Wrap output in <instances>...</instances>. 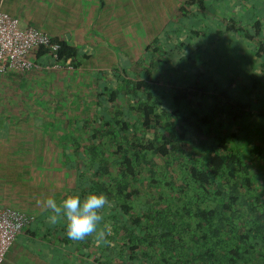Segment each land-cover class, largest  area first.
Instances as JSON below:
<instances>
[{
  "label": "trees",
  "instance_id": "obj_1",
  "mask_svg": "<svg viewBox=\"0 0 264 264\" xmlns=\"http://www.w3.org/2000/svg\"><path fill=\"white\" fill-rule=\"evenodd\" d=\"M262 2V9L253 6L264 14ZM237 18L223 29L255 40L264 61V17L250 29ZM57 40L58 59L77 67L73 48ZM148 49L139 65L92 78L94 87L83 75L63 87L53 130H39L43 141L15 150L23 155L15 173L2 167L0 189L8 199H24L22 211L34 217L46 212L49 196L59 202L104 193L109 205L99 227L106 223L110 232L103 240H70L62 221L53 228L63 246L75 244L91 258L87 264H264V127L246 143L242 124L252 116L264 121V98L253 104L249 95L262 93L264 82L249 76L251 85L235 83L231 76L217 83L190 66L177 77L178 64L163 66L164 49ZM201 51L196 45L186 60L194 65ZM240 88L252 90L239 95Z\"/></svg>",
  "mask_w": 264,
  "mask_h": 264
},
{
  "label": "crops",
  "instance_id": "obj_2",
  "mask_svg": "<svg viewBox=\"0 0 264 264\" xmlns=\"http://www.w3.org/2000/svg\"><path fill=\"white\" fill-rule=\"evenodd\" d=\"M210 2L209 8L220 0ZM198 4L199 0H0V10L16 18L21 27L33 26L66 41L77 65L52 68L50 54H38L35 49L28 56L40 68L0 73V156L18 160L23 153L12 147H29L30 140H35L31 130H53V117L60 113L55 102L62 88L80 77L83 61L103 60L101 52L122 50L118 45H132L136 36L179 34L174 30L185 28L182 18L190 10L197 11ZM199 10L205 11V6ZM3 191L0 189V205H7L9 199ZM23 204L20 198L10 205L22 210ZM47 215L44 211L36 214L13 239L0 264L90 263L91 258L78 253L75 244L62 245L61 237L53 234L54 226L46 222Z\"/></svg>",
  "mask_w": 264,
  "mask_h": 264
},
{
  "label": "rangeland",
  "instance_id": "obj_3",
  "mask_svg": "<svg viewBox=\"0 0 264 264\" xmlns=\"http://www.w3.org/2000/svg\"><path fill=\"white\" fill-rule=\"evenodd\" d=\"M210 1L211 0H203L206 8L211 3ZM253 2L255 4L258 3L261 9L263 8L262 0H220V2L212 4V6L210 5V8L208 7L209 9L207 8L206 11H200V6L198 4L196 7L198 9L197 11L191 10V12H187L185 18H182L185 24H187L185 25V28L174 30L175 32H179V34L168 36L157 35L156 37L136 36V40L132 45H118L122 50L114 49L113 51H107L106 53L101 52L105 55L103 60L94 59L83 61L82 63L84 66L81 67V70L79 71L81 73L80 77L83 78L82 75L84 76L85 82H87L88 88H90V86H93V83L90 82L92 81V78L102 77V73L104 72L116 71V69L119 70L121 68L129 70V67L139 65L140 57L148 55L145 50L149 45V52H153L154 47H158V50H165L163 66L166 68L173 66L174 63H176V65L178 64L177 67H180L179 71L174 74L177 77H180L184 72H188L190 66V70L196 68L199 70L203 68L206 70L209 77L217 83L227 82L228 77L230 78L231 76H234L236 77L234 81L235 83H240L244 80L243 83L250 84L251 81L249 76H252L254 78H259L257 80H259L261 85L264 82L262 80V75L264 74L262 72V65H264L262 62L264 61L263 57L259 58L254 53L256 47L255 40L239 38L235 33L223 29L224 24L229 18L238 19L237 17H242L240 20L241 24L247 29H250L254 25V21L257 19H263V11H258V7H254ZM238 3H241V7ZM261 24H264V19ZM180 42L184 43V45L179 46L178 43ZM198 44L202 50L204 49L205 54L201 51L202 55L198 53L200 55L199 58H192L194 61V65H192L193 63H189L186 58L191 56V53L189 52ZM97 53L100 52L98 51ZM236 54L239 55L238 58L236 57ZM203 56L205 57L203 58ZM178 58L180 59L176 61ZM250 73H252V75ZM244 77L246 78L244 79ZM168 79L170 82L176 80L175 77ZM76 86L80 87V82L75 84V87ZM251 90L252 89L246 90L243 88L241 90L240 88L239 95H246L247 91L250 93ZM257 90L260 91V89H255L254 92L249 94L252 96L251 99L254 102L253 104H256L257 99L264 98V88L262 93H258ZM254 117L256 116L243 118L242 120V124H247V131H249L248 135L245 136L246 143L253 140L254 135L259 134L260 128L264 127V121L261 120L260 117L253 119ZM39 130L41 129H38L37 131L31 130L35 140H30V144L33 145L35 142L40 143L43 141L37 137ZM12 148L14 150H19L22 147ZM6 151L7 148H5L4 153ZM14 160H17V158H13L10 155L5 154L0 156V171L5 172L6 169H3L2 167L11 165V171L15 173L17 169L15 164L18 162L14 163ZM12 202L13 199H9V204ZM13 205L19 207L17 202H14ZM6 206L14 208L12 205Z\"/></svg>",
  "mask_w": 264,
  "mask_h": 264
},
{
  "label": "built area",
  "instance_id": "obj_4",
  "mask_svg": "<svg viewBox=\"0 0 264 264\" xmlns=\"http://www.w3.org/2000/svg\"><path fill=\"white\" fill-rule=\"evenodd\" d=\"M40 46L47 48L52 58V68H71L70 64L64 65L58 59L59 42L56 38L33 26L21 27L16 18L0 10V73L40 68L28 56ZM34 219L25 211L0 205V263L16 235Z\"/></svg>",
  "mask_w": 264,
  "mask_h": 264
},
{
  "label": "clouds",
  "instance_id": "obj_5",
  "mask_svg": "<svg viewBox=\"0 0 264 264\" xmlns=\"http://www.w3.org/2000/svg\"><path fill=\"white\" fill-rule=\"evenodd\" d=\"M108 205L109 201L102 192L73 193L59 202L49 196L44 200V210L48 212L45 219L53 226L62 221L64 233L70 240H84L95 234L99 242L110 232V226L106 223L103 229L99 227L104 219L103 210Z\"/></svg>",
  "mask_w": 264,
  "mask_h": 264
}]
</instances>
